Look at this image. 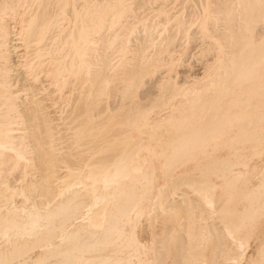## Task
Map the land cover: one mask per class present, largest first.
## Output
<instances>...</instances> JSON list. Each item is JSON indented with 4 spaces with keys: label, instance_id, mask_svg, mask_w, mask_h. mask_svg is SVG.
Returning a JSON list of instances; mask_svg holds the SVG:
<instances>
[{
    "label": "bare ground",
    "instance_id": "6f19581e",
    "mask_svg": "<svg viewBox=\"0 0 264 264\" xmlns=\"http://www.w3.org/2000/svg\"><path fill=\"white\" fill-rule=\"evenodd\" d=\"M96 1L93 0L94 2L93 3L92 0H89V2H92L89 4L88 0H82V1L0 0V179L2 180L0 182L3 181L6 182L8 180V179L6 180L8 171L13 169L14 166H17L16 162L25 156L26 157L29 156L32 159L31 162L35 167L33 171L37 169L36 177L35 178L33 177L34 178L33 181H30L29 184L27 183L28 187L26 190L29 192L28 194L35 196V198H32V200L34 199L33 203H31V206H29L32 208L24 212L25 218L24 216L22 217L21 213H19L21 215V216L19 215L20 217L26 219L22 227L20 229L14 230L16 229V227H18V221L15 219L16 217L15 213H18V211L14 212L13 215L14 217H10V219H7L5 221L3 219V222L0 223V235L4 237L6 236V239H4L6 247L3 250H0V264H9L12 260H16V263L13 261V263L15 264H27L26 262L27 258H25L24 255L34 246H41V248L42 246H44V248L46 247L47 250H44L43 253L38 254L34 258L31 264H119L123 260L124 261L126 260V263H129L134 258L137 259V262L135 264L150 263L149 255L148 258H142L141 256L143 254L140 253L139 248L144 247V244L137 239L136 233L138 232L137 231L136 233L134 232L133 229L134 225L132 226V229L127 231L128 227H130L129 225L135 219H138L142 215V213L145 212V209H147L146 206L141 207L142 206L141 204L146 199V198L144 199V196L148 191L147 185L148 183L151 182L152 178H150V176L151 173H153L147 171V169L146 171H143L145 169L142 170L146 156L139 157L140 155L138 156V152L140 149L144 147V144L141 145L140 143L141 141L139 137L133 138L132 137L133 135L131 136V130L132 128H136V131L138 129L139 130L138 133H139L143 128V126L149 125L150 123V122L148 123V121L150 120L148 118L149 113L153 109L155 110L159 109V106H161L162 104L164 103L166 104L167 102H169L170 98H172L179 90L180 84L182 83L178 85L175 81H173L174 79L170 80L169 78L166 77L167 79L165 78V80L163 79L162 81L160 80L159 81H160V86L165 90L168 89L167 91L165 90H163L162 92L159 91V93H156L155 97L149 95L147 91L146 94H148L149 96L147 95L148 97L144 101L140 103L138 102V104L137 103L133 104L134 100H132L133 103L131 102L132 96L135 93L136 88L139 87L138 85L142 82L145 83L144 75L148 71H150L152 67H156L154 65H156L157 62H159L158 61L160 59L159 57H161L159 55L161 49L159 50V48H162V44L160 45L161 47L159 46V48H157L158 49L157 51H160L158 52L159 53L158 55H156V53L155 55L151 54L150 58L146 59L147 55L145 56L143 51L144 49L143 42L151 38L150 33L152 32L151 30H149V28L151 27L150 25L149 28L148 27L146 28V26L148 25L147 24L146 26H143L144 27L143 31L139 36L140 42H137L138 44L136 43L137 44V46L135 47L136 49L134 48L135 50H133V52L135 53V56L133 57L136 59L135 60L136 62L133 61L134 64H131L133 63L131 62L132 61L131 58L134 59L132 56H130L131 63L127 61L129 59L124 57L127 60H124L123 62H121V64H118L123 68L122 71L124 73L121 74L124 75L123 80L121 76L122 82H119L120 84L118 85H115L117 83L112 85V83L109 82L106 73L112 67L113 65L112 61L114 60H111L112 53L110 52L111 53L110 54L108 51H106L107 49L105 50L103 48L107 46L106 44L110 39L112 43L109 44L110 47L111 46L113 47L114 45V47H117L119 50L124 49L126 43L125 39H127L126 35H128L127 31L130 29L128 27H130L129 25L132 26L133 22L130 24L131 20H127L130 22L128 23L125 21L127 24L126 26H123L124 21L123 23L121 21L124 16H127L126 15L127 13L133 11L132 3L134 1H129V0H101L100 2H96ZM148 1L146 3V0L143 1L139 0L137 2V5L143 6L144 2L145 4H148ZM198 1L200 2L201 0ZM22 3L23 5L25 3L26 6L21 7ZM79 4L81 5L82 10H78ZM214 5H213L214 8L211 7L213 9V10L211 9L213 13L212 14L209 13L205 15L204 16L205 20L201 24H204L203 26H206L207 31L210 30L211 33L217 37L216 39L217 41L218 39H221V41L219 40L220 44L223 43V46L225 48L227 47L226 49L227 56L224 59L222 57L220 64L216 63L219 69L216 73L214 72L215 73L214 79L210 74L211 80L213 79L212 81L210 80L211 82L208 81L210 83L208 84L204 83L205 85L200 86L201 88L199 89L197 88V90L193 89L188 91L187 93L185 91L186 98L184 97V100H180V102L178 101L179 103H177L178 104L176 106L178 107L177 115L176 114L172 115L170 114L171 113L170 112L166 116L162 118L160 117L150 127L148 126V131L150 134L149 136H151V138L158 139L162 133L170 132V134L167 135V137L169 136V140H167V142L164 140L166 143H168V148L170 150L172 149L173 151V152L171 151L172 155L169 153V156H167L168 153L164 152L167 154L166 156H164L165 158L167 157V161H164L163 165L168 166V173L171 164L180 161L179 159L182 158V155H179L180 153L189 152L190 150L195 149L197 145L202 146L206 142L207 138L210 137V135H212L213 133L218 132L220 134H223L227 130L226 127L228 125L224 128V125L227 122L229 123L233 121L234 124L237 122L238 123V124L236 123L238 125L237 127H240L242 129V132L236 133V136L234 135L235 137L238 138L240 143L241 141L243 142L249 139L250 140L253 139L255 141H259L260 142L259 145H261L262 141H264V131H261L263 130V128L261 130H260L261 127L258 128L259 130L257 129L258 122L264 120V100L263 103L258 105L250 104V100L252 98L264 99V37L259 38V36L257 35L258 33L260 35V32L257 31L258 28L257 25L260 21L264 19V0H238V2L234 0H215ZM202 6L203 5H201V7ZM160 7H159L160 10L164 9V8L161 9ZM192 7L193 6L191 5V10ZM203 7L202 10L205 9V8L203 9ZM163 11L164 13H166L165 10ZM163 11L159 13H162ZM7 13H10V15L13 13H17V16H19L20 21L18 22H20L19 25H21V27L20 30L18 31V35L21 34V39L23 42L22 45L23 47L25 46L24 48H26L25 51L28 54H31L32 58L30 59V63L28 62L29 66L31 65L33 69L35 68L37 70L39 69L44 71L49 77L48 79H50L54 89L59 92V95L58 94L57 95L60 96L61 98L60 101L68 104V110L65 113V115L62 116L61 114V116H59V119L62 120L60 122L61 128L72 131L71 136H69L70 138L68 139V141H66V143H68L69 146L66 147V150H63L64 154L62 155L60 154L61 152L59 151L60 147L57 144L58 141H56L58 136L61 134L58 127L56 126L58 123L51 121V118L47 116L46 112L43 111L44 109L42 107L41 101L35 98L33 92L31 91L32 94L30 99L31 102L35 104V110L31 111V109L26 108V105H24L25 107L22 106V104H20V101L17 100L18 96L17 93H15L16 90L13 89L12 85L15 82L14 80L16 78V72L14 68L15 60H13L14 57L13 54L16 52L15 48L18 42L16 41L14 42L16 37L14 38L13 36L15 35V33L13 32L10 23H7L5 20V16H6L5 14ZM154 14L156 13L154 12ZM133 15L135 14L133 13ZM172 18H174V16ZM192 18L193 17H191V19ZM176 19L177 18H175L174 21L175 23H176ZM212 20L213 21L218 20L221 23V28H219L217 25L219 29H216L214 27V23L212 24L213 25L212 27L214 28L207 27V23L209 21H211L212 23ZM140 22L142 24V21ZM147 22L149 23V21ZM181 22L182 21L180 20L179 25L181 24L182 26L183 22L182 23ZM106 23L112 26L111 28L117 27L118 24L119 25L122 24L121 26L124 27L125 29L124 32L126 33L118 32V31H117L118 33H111V34L110 32L106 34V32L108 31L101 33V30L104 29ZM215 24H218V22H215ZM126 27L128 30H126ZM133 27L134 26H132V28ZM261 27L264 28V26ZM180 28L181 27H179V29ZM110 29L109 31L111 30L113 31V29L111 30ZM116 29L119 30V27H117ZM201 29L204 30V27ZM95 36H99V38L101 39L98 42L102 41V43L100 44L103 46L102 47L101 45L99 46V48H101L102 51L100 50L97 52L96 51L97 49L93 48L94 44H96L95 42H97L96 39H99L98 37L95 38ZM166 38L164 39L166 40ZM105 39H108L106 41L107 43L105 42ZM169 39L168 42L171 43L172 40ZM152 40L151 41L148 40V41L151 43ZM148 41L146 42L147 46L149 43ZM166 44L168 43H165V45ZM220 44L217 43V45ZM217 56L219 57V55ZM31 60H33V64H31L32 63ZM168 67L170 68V66ZM86 75H88V77L89 76L91 77V78L89 77L90 78L89 80H91L92 82L89 83L90 85L92 83L91 86L93 87L92 88L93 90L84 87L85 90H83V92L86 91V89L90 91H88V94L87 91L86 93L84 92L83 94L85 95H81V98L82 96H84L85 99L82 98L83 101H79L76 94L74 96V93L76 92L75 91L76 88L74 84L76 78L80 77L81 79L80 78L78 79H80V81L82 82V80L83 81L85 80L83 78H85ZM166 76L168 75L166 74ZM76 83H78V81ZM201 83L203 82L201 81ZM81 86H77V90L78 87L82 88ZM209 88L212 90L211 92L212 95L209 94L210 98L207 100L206 92ZM182 92H184L183 89ZM78 93L82 94V92L81 93L78 92ZM102 94H107L112 99L111 101L112 105L110 108H107V105L108 103L110 104V102H106L107 104L102 102L101 99ZM185 94L183 93L184 96ZM183 95L181 96L179 95V96L182 97ZM227 95H231L233 97V102L231 103L240 107V111L238 112L236 117H232L229 113L231 109L229 110V108L225 105L226 103L225 104L222 103L223 98L226 97ZM229 104L230 102L228 100L227 105ZM108 110L112 112L111 117L108 116L110 113V112L107 113ZM18 125H22V126H18ZM143 133L144 132H142V134ZM216 137L218 138L219 136ZM151 138L149 140H151ZM164 141L163 142L161 141L158 144H164ZM236 141L237 140H235V142ZM251 145L250 147H252ZM256 145H254L253 148H256ZM75 146L76 147L82 146L81 150L85 152H83L82 154L79 153L76 154V151L78 149L76 151H72L73 147ZM148 146H150V142ZM214 146L215 145H213V147ZM232 147L233 145L231 146V148ZM61 149L62 148H60V150ZM7 150L11 151V154H8L6 152ZM201 150L203 152V155H205L203 148H201ZM240 151L241 150H239V152ZM148 152H150V150H148ZM196 152H198V150ZM153 153L154 152L152 151L151 154L153 155ZM160 154L162 155V153ZM211 155H215V154H211ZM194 156L196 155L194 154ZM229 157L230 156H226L220 160L221 161L220 165L222 166L219 170L221 177L225 181L224 183L232 186V184H234L237 180H239V178L244 176V172L243 171L240 172V170L234 173L235 171L233 170V166L234 165L246 166L247 162L244 160L233 162L236 159L232 160L233 158L230 159ZM246 158L248 157L246 156ZM140 160L143 162L141 163ZM148 160L150 163L153 161V158L151 161L150 159ZM203 161L204 160H202V162ZM60 163L65 164V166L63 167H65L66 170L65 172L63 171L64 172L63 175L59 176L57 174L56 168L58 165H60ZM208 163L210 164L211 162ZM216 163L217 161L214 162V164L212 163L214 167L212 170H214V173L218 172L219 164L217 165ZM207 165H205V167ZM147 166L148 165H146V167ZM164 168L166 169V167ZM152 169L154 170L153 167ZM206 169L208 170V168ZM212 170L209 172H212ZM201 171L198 175H192L189 178L186 175L187 177L186 179H188L189 182H192V184H196V186L198 184H201V186L203 185V187L200 188L199 190L195 189L196 191H199L202 194L201 195L202 199L200 198V200H198L195 198L194 199L190 198L187 195L186 191L184 190L178 191L181 188H178V190L173 189L174 188L173 186L176 185L171 181L173 183V186L172 184H170L172 189L170 188L171 191L167 193V195L165 194L163 200H160V202L161 201L162 202L161 204L159 203L160 206L158 205V208L166 206V208L171 210V212L168 213L170 215L173 212L177 214L176 212L184 211L187 216L190 215L189 217H191V213H198L199 212L198 210H204L203 205H205V201L210 200V198L208 199L207 197L208 192L207 193L205 192L206 191L205 186L206 184H208L210 180L207 179L209 180L207 182L206 177L203 176L205 172L203 173V170ZM261 174H262V179L254 188L247 189L246 191L237 192V196L239 197L243 196L244 198H246L248 200L247 201L248 204L239 212L238 220L236 222L235 219L232 218L234 219L235 222V223L231 222L233 224L232 226H234L235 224L236 227L234 229H237L241 225H243L245 219L252 220L254 217L256 218L257 214L261 213V210L264 207L262 206L264 203V170H262ZM13 175L14 174H12L11 176ZM23 176L25 177L26 175ZM205 176L207 175L205 174ZM124 179L127 180L129 179L128 180L129 184L121 183L122 180L123 182L125 181ZM154 179L155 178H153V180ZM183 179L185 180V178ZM183 179L182 181H184ZM14 180L16 182V179ZM170 180L167 181L170 182ZM135 184L136 187L137 184H139L138 186L141 185L139 191L135 188ZM152 184L154 186V182ZM2 186L4 187H0V198L6 195L7 192H5V190L8 188L7 184ZM12 186L10 190L13 189ZM160 187H158V189ZM10 190L9 192L11 193L9 196L11 197L13 192ZM83 190L90 191V194L92 196L91 202L89 200V203H87L85 200H82L85 197V195L82 199L80 198V200H76L78 195H80L81 191L82 193L84 192ZM6 191H8V189ZM57 191L59 193L58 197L60 196L61 199L54 198L55 202L52 204L50 203V200L55 195H57ZM157 191L159 192V190ZM25 193L26 192H24L21 195L23 196V198H28L24 196ZM157 194L159 195L160 193ZM232 194L231 196H233ZM87 195H89V192ZM88 197L89 196H87V199ZM148 198H149V194H148ZM157 198L159 202V196ZM3 200L6 201L7 199H3ZM155 201H156V197H155ZM109 203H111L110 208H108V205H110ZM19 204H21V202ZM99 204H101V206H99V208L96 209L95 207L98 206ZM0 209H1V205H0ZM162 212L164 211H161L160 213ZM166 212L165 214H167ZM227 214H229V212ZM233 214H234V210H233ZM229 216H232L231 213L229 214ZM163 217L164 216L162 213L161 218ZM155 218L156 217H154V219ZM172 218L174 219V216H172ZM175 220L176 221H173L172 224H167L163 221L162 225L160 224L159 229L156 230V232L158 231L157 232L158 235L156 236L155 240L156 242L161 243L159 245L160 247L159 248L157 247V249L159 250L162 249L160 255H164L168 252V248H169L168 244L171 241H173V242H177L176 243L177 245L174 246L175 247L177 246L176 249H178V252L177 250L175 251L178 254V256H181L180 258L186 257L187 258L186 261H187L188 259H190L188 257H190L189 253L191 252L194 256V258L192 257L191 258L195 259V257L199 256V255H194L196 252L194 251L196 248L195 246L197 244L199 246L200 240L203 239L202 237L204 236L203 235L204 229L202 231L199 230L194 231L193 227L195 229L196 227L202 228L203 224L196 222V224L194 225V223H192L193 219L192 220L188 219L189 220V221L187 220L188 222L182 221L181 218L180 219L177 218ZM135 221L138 222L139 220L138 221L135 220ZM193 221H195V218ZM177 225L180 227L177 228ZM126 226L128 227L126 228ZM207 226L208 225H206V227ZM209 227H207V229H209ZM43 228L45 229L44 234L38 237L40 230L41 229L43 230ZM12 229L14 230V232L10 231ZM57 230L59 231L57 232ZM214 231H213V235L215 234L214 248L217 249L216 247L218 244L217 239L219 240V238H217L216 232ZM235 231L236 230H234V232L229 231V233L227 231V235L229 234V236L231 235L233 238L234 237L233 234L235 233ZM153 233L154 232H152V234ZM153 235H152V239H154ZM219 235L221 236V234ZM224 236L225 234L223 235L222 233V237H220L221 240L219 241L220 242L219 244H221V249L224 251L231 250L232 252L231 251L229 252H231V254L233 253V255L230 257L232 258L236 257L238 254L234 252L235 248L242 246V243L244 242L240 240L236 241L235 239L236 244L230 245L227 243L228 241L224 240ZM54 237H57L55 238L58 240L56 243H52V239ZM208 238L207 240L209 241ZM207 240L205 241L206 243L208 242ZM211 242L213 243V241ZM153 244L151 245L153 246ZM108 247H112V248L108 252L107 251L105 252V250H107ZM200 247L197 248L198 252L199 249H201L203 246L201 248ZM130 248L131 250H128ZM125 249L128 250L126 251L127 252L126 254H124ZM147 249L149 250L150 248ZM153 249L154 248H152V251ZM186 250L188 251V254H186L187 252ZM206 250L207 249H205L204 251ZM102 251L104 252L102 253ZM210 251H212V248ZM219 252H221V250ZM229 252L227 251V253ZM215 253L216 252L214 251V254ZM216 256L215 258H217ZM165 257H167V255ZM226 258L227 256L225 257V259ZM232 258H228L227 260ZM160 259H162V256ZM186 261L184 260V263ZM191 263L194 264L193 261ZM260 264H264V260L262 261V263L260 262Z\"/></svg>",
    "mask_w": 264,
    "mask_h": 264
},
{
    "label": "rangeland",
    "instance_id": "374dc122",
    "mask_svg": "<svg viewBox=\"0 0 264 264\" xmlns=\"http://www.w3.org/2000/svg\"><path fill=\"white\" fill-rule=\"evenodd\" d=\"M79 1H82V0H79ZM96 1V0H94ZM101 0H97L96 2H100ZM129 1H134L132 3V9L133 11L130 12V13H127L126 15L128 16H124L123 19H122V23H123V26H126V22H130V21H127V20H131L130 24L132 23L134 26L132 28L131 25H129L130 28L129 30L127 29L126 27V30L128 35H126L127 39H125L126 43H125V46H124V49L123 50H119L117 47H113L109 44H112L110 39H105V42L108 40V43L106 44L107 46L104 47L103 49H107L106 51H108L110 54H111V60H114L112 61L113 65L112 67L107 71V78L109 80V82L115 85H118L120 84L119 82H122L121 81V76H122V80H123V77L124 75H121L123 74L124 72L122 71V66L118 65V64H121V62H123L124 60H127L129 61V63L131 62H136L135 58L133 56H135V53L133 52V50H135L136 46H137V42H140V39H139V36L141 35L142 31H143V26H146V28L150 27L149 30H151L152 34L150 33V37L153 39H150L152 40V42L150 43L149 41H151L150 39H147L146 41H144V54L146 56V59H149L151 54L152 55H158L160 51H157L159 48V46L162 44V48H159V50L161 49V52H160V56L159 57L160 59L158 60L159 62H157L156 67H152L150 69V71H148L145 75H144V80H145V83L142 82L140 83L138 86V88H136V91L135 93L133 94L132 96V99H131V102L133 103L132 100H134V103L133 104H138V102H142L144 101L149 95H152V97L156 96V93H159L162 92L163 89L161 86H160V81H162L163 79L165 80V78H169L170 80H173L175 81L178 85L180 83V88L179 90L176 92V94L170 98L169 102H167L165 105L162 104L161 106H159V109H153L149 115H148V123L149 125H145L143 126V128L141 129V131L138 133V129L136 131V128H132L131 130V136L134 138V137H139L140 138V143L141 145L144 144V147L142 149L139 150L138 152V156L139 157H145V161H144V164H143V167H142V170L143 171H149V172H153L151 173V176L150 178L151 179V182L148 183L147 185V192L144 196V199H148V200H144V202H142V206L141 207H144L146 206L147 209H145V212L142 213V215L138 218V219H135V220H139L138 222H136L135 220L129 225L130 227L126 226V228L128 227L127 231L132 229V226L134 225V232L136 233V231L138 233H136V237L138 240H140L143 244H144V247H140L139 250H140V253L143 254L141 255L142 258H148V255H149V259H150V263L149 264H192L191 262L193 261L194 264H206L207 261L208 263L207 264H260V262L262 263V261L264 260V207L263 209L261 210V213H258L256 218L254 217L252 220L251 219H245V221L243 222L244 224L241 225L239 228L237 229H234L236 228L235 227V224L234 226H232L233 224L231 222H234V219H235V222L238 220V215H239V212L245 207L247 206L248 204V200L246 198H244L243 196H237V192L238 191H246L247 189H251V188H254L262 179V170H264V141H262L261 145L259 141H255L253 139H249V140H246V141H240L238 140L236 136V133H240L242 132V129L240 127H237L238 123L234 124V122H227L225 125H224V128L226 127V131L223 133V134H220V133H213L212 135H210V137L207 138L206 142L202 145V146H199L197 145L195 147V149H192L190 150L189 152H186V153H180L179 155H182V158L179 159L180 161H177L173 164H171V166L169 167V173H168V166L167 165H163L164 161H167V157L165 158L164 156H166L168 153L167 156H169V153L172 155V149L170 150L168 148V143L167 140H169V136L167 137V135L170 134V132L166 133H162L158 139H155V138H151V136H149V131H148V126L150 127L156 120H158L160 117H164L166 116L168 113L172 114V115H177L178 114V107H176L180 102V100H184V97L186 98V94H185V91L186 93L190 90H193V89H196L197 88H201L200 86H204L205 84H208L210 83L213 79H214V76H215V73L218 71L219 67H217V64H220L221 60H222V57L223 59L227 56V47L225 48L223 46V43L220 44V41L221 39H218V41L216 40L217 37L211 33L210 30L207 31L206 29V26H203L204 24H201L203 23V21L205 20L204 16L209 14V13H213V11H211L212 8H214V2L215 0H201V5H203V9L202 10V7L200 5V2L198 0H146V3L148 1V4H145L144 2V5L143 6H139L137 5V2L139 0H129ZM143 1V0H142ZM155 1V2H154ZM164 1V2H163ZM195 1V2H194ZM197 1V2H196ZM236 2H238V0H234ZM89 2V0H88ZM93 2V0H92ZM92 2H89L92 3ZM203 2V3H202ZM205 2V3H204ZM94 3V2H93ZM174 3V4H173ZM195 4V5H194ZM205 4V5H204ZM212 4V5H211ZM191 5L193 6L192 7V10H191ZM197 5V6H196ZM214 5V6H213ZM25 7L26 4L23 3L21 4V7ZM135 6V7H133ZM161 6V7H160ZM195 6V7H194ZM159 7L163 10H165L166 13H164L163 10H160ZM212 7V8H211ZM170 8V9H169ZM190 8V9H189ZM139 9V10H138ZM169 9V10H168ZM182 9V10H181ZM195 9V10H194ZM78 10H82V7L81 5L79 4L78 6ZM190 10V11H189ZM202 10V11H201ZM208 12H207V11ZM213 10V9H212ZM163 11L162 13H159ZM211 11V12H209ZM154 12L156 14H154ZM196 12V13H195ZM202 12V13H201ZM11 13V12H10ZM10 13H7L5 14V20L7 23H10V26L13 30V32L15 33V35L13 36L15 38L14 42H18L16 44V48H15V53L13 54V60L14 61V68H15V72H16V78H15V82L13 83L12 87L15 91V93H17V100L20 101V104H22V106L26 105V108H29L31 109V111H34L35 110V104L33 102H31V94L33 92L34 94V97L37 98L38 100L41 101L42 103V107H43V111L46 112L47 116H49L51 118V121H54L55 123H58L56 126L58 127L59 131L61 132V134L58 136V138L56 139V141H58V146L60 148H62L60 150L59 148V151L61 152L60 154H64V151L63 150H66V147L69 146L68 143H66V141H68V139L70 138L69 136H71L72 134V131L71 130H68V129H63L61 128V119H59V116H64L65 113L67 112L68 110V104L65 103V102H62L60 101L61 98L59 95V92L57 90L54 89V87L52 86V83L50 81V79H48L49 77L47 76V74L42 71V70H37V69H33L32 66L30 65L29 66V63H30V59L32 58L31 57V54H28L25 50L26 48L23 47V42H22V39H21V34L18 35V31L20 30V27L21 25H19L20 22V19H19V16H17V13H13L10 15ZM133 13L135 15H133ZM169 13V14H168ZM177 13V14H176ZM206 13V14H205ZM16 14V15H15ZM179 14V15H178ZM193 14V15H191ZM19 15V13H18ZM154 15V16H153ZM170 15V16H169ZM190 15V16H189ZM198 15V16H197ZM165 16V17H164ZM174 16V18H172ZM15 17V18H14ZM127 17V18H126ZM133 17V18H132ZM140 17V18H139ZM153 17V18H151ZM191 17H193L191 19ZM133 20H132V19ZM162 18V19H161ZM175 18L176 19V23L174 22L175 21ZM190 18V19H189ZM195 18V19H194ZM135 19V20H134ZM158 19V20H157ZM164 19V20H163ZM169 19V20H168ZM173 19V20H172ZM183 19V20H182ZM13 20V21H12ZM139 20V21H138ZM155 20V22H154ZM166 20V21H165ZM168 20V21H167ZM182 21L183 24L181 26V24L179 25V21ZM16 21V22H15ZM126 21V22H125ZM142 21V24L141 22ZM149 21V23L147 22ZM158 21V22H157ZM160 21V22H159ZM178 21V22H177ZM193 21V22H192ZM108 22V21H107ZM181 22V23H182ZM197 22V23H196ZM215 22H218V24H215ZM161 23V24H160ZM187 23V24H186ZM192 23V24H191ZM209 23V24H208ZM207 23V27L209 28H216V29H219L221 28V23L217 20V21H213L212 20V23L211 21H209ZM211 23V24H210ZM214 23V27H212ZM220 23V25H219ZM264 19L262 21H260L257 25V31L260 32V35L259 33L257 34L259 36V38H263L264 37V28H262L261 26H264ZM135 24V25H134ZM154 24V25H153ZM156 24V26H155ZM165 24V25H164ZM191 24V25H190ZM15 25V26H14ZM19 25V26H18ZM122 24H118L117 27H119V30L116 29L117 27H114V28H111L112 26H110L109 24H105L104 26V29L102 27L103 30H101V33H104L106 31V34H108L110 32L111 33H118V32H124L125 29L123 26H121ZM150 25V26H149ZM159 25V26H158ZM211 25V26H210ZM218 25V27H217ZM18 26V27H17ZM161 26V27H160ZM166 26V27H165ZM108 27V28H107ZM123 27V29H122ZM153 27V28H152ZM160 27V28H159ZM179 27H181L179 29ZM204 27V30L201 29ZM113 29V31L111 29ZM142 28V29H141ZM184 28V29H183ZM187 28V29H186ZM106 29V30H105ZM109 29L111 31H109ZM115 29V30H114ZM141 29V30H140ZM168 29V30H167ZM177 29V30H176ZM182 29V30H181ZM105 30V31H104ZM122 30V31H120ZM131 30V31H130ZM172 32H171V31ZM180 30V31H179ZM205 32H203V31ZM16 31V32H15ZM118 31V32H117ZM131 33H130V32ZM156 31V32H155ZM159 31V32H158ZM170 33H169V32ZM186 31V32H185ZM263 31V32H262ZM136 32V33H135ZM126 33V32H124ZM210 33V34H209ZM167 34V35H166ZM187 34V35H186ZM189 34V35H188ZM125 35V34H124ZM152 35V36H151ZM173 35V36H172ZM211 35V36H210ZM213 35V36H212ZM112 36V35H111ZM138 36V37H137ZM164 36V37H163ZM167 36V38H166ZM173 38H171V37ZM207 36V37H206ZM99 36H95V38ZM134 37V38H133ZM178 37V38H177ZM211 37V38H210ZM215 37V38H214ZM125 38V36H124ZM129 38V39H128ZM166 38V40L164 39ZM170 38V39H169ZM190 38V39H189ZM207 38V39H206ZM139 39V40H138ZM159 39V40H158ZM168 39L169 40H172L171 43L168 42ZM175 39V41H174ZM189 39V40H188ZM101 39H96L97 42H95L97 44H94V49L96 48L97 52L101 50V48H99V46L101 45L100 43L101 42H98L100 41ZM133 40V41H132ZM149 40V41H148ZM220 40V41H219ZM20 41V42H19ZM149 42L148 43V46H147V43L146 42ZM130 42V43H129ZM175 42V43H174ZM213 42V43H212ZM216 42V43H215ZM99 43V44H98ZM137 43V44H136ZM142 43V44H143ZM165 43H168L165 45ZM215 43V44H214ZM217 43H219L220 45H217ZM20 44V45H19ZM146 44V45H145ZM158 44V45H157ZM164 44V45H163ZM109 45V47H108ZM19 46V47H18ZM103 45H101L102 47ZM105 46V45H104ZM155 46V47H154ZM161 47V46H160ZM168 47V48H167ZM215 47V48H214ZM221 47V49H220ZM135 48V49H134ZM149 50H148V49ZM211 48V49H210ZM214 48V49H213ZM219 48V49H218ZM165 49V50H164ZM202 49V51H201ZM20 50V52H19ZM114 50V51H113ZM151 50V51H150ZM223 50V51H222ZM102 51V50H101ZM163 51V52H162ZM26 52V53H25ZM116 52V53H115ZM130 52V53H129ZM151 52V53H150ZM23 53V54H22ZM132 53V55H131ZM168 53V54H167ZM115 54V55H114ZM134 54V55H133ZM173 55V56H172ZM219 55V57L217 56ZM16 56V57H15ZM30 56V57H29ZM117 58H116V57ZM130 56H132L134 59H132ZM172 56V57H171ZM210 56V57H209ZM22 57V58H21ZM127 59H125V58ZM129 57V58H128ZM29 58V59H28ZM131 58V60H130ZM212 58V59H211ZM28 59V60H27ZM162 59V60H161ZM169 59V60H168ZM204 59V60H203ZM211 59V60H210ZM208 60V61H207ZM211 62H210V61ZM131 61V62H130ZM169 61V62H168ZM29 62V63H28ZM31 64H33V60H31ZM115 62V63H114ZM131 63V64H134ZM164 62V63H162ZM168 62V63H167ZM27 63V64H26ZM166 63V64H165ZM171 63V64H170ZM130 64V65H131ZM173 64V65H172ZM216 64V65H215ZM26 66V67H24ZM118 66V67H117ZM170 66V68L168 67ZM215 66V67H214ZM219 66V65H218ZM21 67V68H20ZM116 67V68H115ZM213 68V69H212ZM217 68V69H216ZM22 69V70H21ZM27 69V70H25ZM33 69V70H32ZM168 69V70H167ZM206 71H205V70ZM212 69V70H211ZM216 69V70H215ZM121 70V71H120ZM153 70V71H151ZM156 70V71H155ZM164 70V71H163ZM204 70V71H203ZM28 71V72H27ZM120 71V72H119ZM24 72V73H23ZM151 72V73H150ZM161 72V73H160ZM208 72V73H207ZM210 72V73H209ZM215 72V73H214ZM26 73V74H25ZM37 73V74H36ZM203 73V74H202ZM30 74V76H29ZM36 74V75H35ZM164 74V75H163ZM166 74L168 76H166ZM212 76V80H211V76ZM19 75V76H18ZM44 75V76H42ZM171 77H170V76ZM209 75V76H208ZM38 76V77H37ZM42 76V77H41ZM47 76V77H46ZM87 76V77H86ZM84 81L82 80V82L80 81V79L76 78V81H75V88H76V92L74 93V96L76 94L77 98L79 99V101H83L84 96H82L81 98V95H85L83 94L84 92L86 93L87 91V94H88V91L90 90H93L92 88V83L90 85L89 82H92L91 80H89L90 78L88 77V75H86ZM161 76V77H160ZM45 77V78H44ZM148 77V78H147ZM41 78V79H39ZM166 78V79H167ZM176 78V79H175ZM209 78V79H208ZM87 79V80H86ZM20 80V81H19ZM24 80V82H23ZM26 80V81H25ZM34 80V82H33ZM160 80V81H159ZM204 80V81H203ZM211 80V81H210ZM37 81V82H36ZM39 81V82H38ZM78 81V83H76ZM201 81L203 83H201ZM210 81V82H208ZM41 82V83H40ZM80 82V83H79ZM207 82V83H206ZM185 83V84H184ZM205 83V84H204ZM40 84V85H39ZM81 86L82 88L78 87V90H77V86ZM80 84V85H79ZM85 84V85H84ZM87 84V85H86ZM43 85V86H42ZM49 85V86H48ZM90 85V86H88ZM17 87V88H16ZM40 87V88H39ZM44 87V89H43ZM84 87L86 88H90V90H87L83 92ZM185 87V89H184ZM194 87V88H193ZM31 88V89H29ZM46 88V89H45ZM81 89V91H80ZM182 89L184 92H182ZM27 90V91H26ZM139 90V91H138ZM168 89H166L165 91H167ZM211 89L209 88L206 92V99L208 100L210 98V95L212 90L210 91ZM26 91V92H25ZM32 91V92H31ZM43 91V92H42ZM148 91V94H146ZM22 92V93H20ZM24 92V93H23ZM55 92V94H54ZM57 92V93H56ZM78 92H82V94H79ZM92 92V91H91ZM90 92V93H91ZM180 92V93H179ZM182 92V93H181ZM19 93V94H18ZM37 93V94H36ZM183 93L185 94V96L183 95ZM54 94V95H53ZM58 94V95H57ZM146 94V95H145ZM178 94V95H177ZM208 94V96H207ZM210 94V95H209ZM24 95V96H23ZM148 95V96H147ZM181 95H183L182 97H180ZM56 96V97H55ZM80 96V97H79ZM109 97V98H108ZM171 97V96H170ZM180 97V98H179ZM23 98V99H21ZM29 98V99H28ZM106 98V100H105ZM28 99V100H27ZM101 99H102V102L103 103H106V102H110V104L108 103L107 105V108H110L112 103V99L110 98V96H108L107 94H102L101 95ZM108 99V100H107ZM260 98H252L250 100V104L252 105H258V104H261L263 103V100L264 99H260ZM26 100V101H25ZM105 100V101H103ZM228 100L230 102L229 105L228 104ZM232 100V101H231ZM18 101V102H19ZM179 101V102H178ZM31 102V103H30ZM61 102V103H60ZM233 97L231 95H227L226 97L223 98V101L222 103H226L225 105L229 108V113L232 117H236V115L238 114V112L240 111V107L237 106V105H234L233 103ZM34 104V105H32ZM54 104V105H53ZM107 104V103H106ZM57 105V106H56ZM54 106V107H53ZM56 106V108H55ZM25 107V106H24ZM33 110H32V108ZM162 107V108H161ZM60 109V110H59ZM174 109V110H173ZM173 110V111H172ZM177 111V113H176ZM64 112V113H62ZM110 112V113H109ZM175 112V113H174ZM107 113H109V117H111V111H107ZM174 113V114H173ZM53 114V115H52ZM153 114V115H152ZM58 118V119H57ZM58 120V121H57ZM153 121V122H152ZM234 124V125H233ZM232 127H231V126ZM18 126H22V125H18ZM147 126V127H146ZM235 126V127H234ZM60 127V128H59ZM261 127V128H260ZM229 128V129H228ZM232 130H231V129ZM260 128V130L263 128V130L261 131H264V120L258 122L257 124V129ZM259 130V129H258ZM147 131V132H146ZM70 134H69V133ZM142 132H144L142 134ZM68 133V134H67ZM136 135H135V134ZM146 135V136H144ZM235 135V136H234ZM141 136H142V139H141ZM163 136V137H161ZM215 136V137H214ZM216 136H219L218 138ZM214 137V138H213ZM226 137H227V140H226ZM230 137V138H229ZM66 138V139H65ZM151 138V140H149ZM164 138V139H163ZM234 138V139H233ZM64 139V140H63ZM145 139V140H143ZM155 139V140H154ZM163 142L164 140V144H158L160 143L161 141ZM235 140H237L235 142ZM145 141V142H144ZM148 141V142H147ZM160 141V142H159ZM219 141V142H218ZM226 141V142H225ZM147 142V144H146ZM150 142V146H148ZM154 142V144H153ZM157 142V143H156ZM216 142V143H215ZM252 142V143H251ZM255 142V143H253ZM152 143V144H151ZM226 143V144H225ZM240 143V144H239ZM245 143V144H244ZM248 143V145H247ZM155 144H158V145H155ZM217 144V145H216ZM225 144V145H224ZM233 145V147L231 148V146ZM235 144V145H234ZM252 147H250V145ZM147 145V146H146ZM162 145V146H161ZM213 145H215L213 147ZM230 145V146H229ZM244 145V146H243ZM256 145V148H253V146ZM156 146V147H154ZM166 146V147H165ZM239 146V147H238ZM147 147V148H145ZM164 147V148H163ZM249 147V148H248ZM260 149H259V148ZM262 147V148H261ZM160 148H161V151H160ZM168 148V149H167ZM201 148H203L204 150V153L205 155H203V152L201 150ZM207 148V149H206ZM243 148V150H242ZM78 149V150H77ZM82 146H75L73 147L72 151H76V154H82L83 152L85 151H82ZM145 149V151H144ZM146 149H147V152H146ZM163 149V150H162ZM200 149V150H199ZM245 149V150H244ZM257 149V151H256ZM148 150H150V152H148ZM157 150V151H156ZM198 150V152H196ZM235 150V151H233ZM239 150H241L239 152ZM259 150V151H258ZM7 150L6 152L8 154H11V151ZM82 151V152H81ZM152 151L154 152L153 155L151 154ZM156 151V152H155ZM163 151V152H162ZM168 151V152H167ZM172 151V152H171ZM207 153H206V152ZM232 151V152H231ZM253 151V152H252ZM166 152V153H164ZM194 152V153H193ZM196 152V153H195ZM211 154H215V155H211ZM215 152V153H213ZM239 155H238V153ZM255 152V153H254ZM162 153V155L160 154ZM191 153V154H190ZM209 153V154H208ZM234 153V154H233ZM245 153V154H244ZM89 154V152H88ZM148 154V155H147ZM156 154V156H155ZM165 154V155H164ZM193 154V156H192ZM194 154L196 156H194ZM232 154V155H231ZM243 154V155H241ZM152 155V156H151ZM159 156V157H158ZM188 156V157H187ZM191 156V157H189ZM206 158H205V157ZM211 156H212V159H211ZM226 156H230L229 158L234 160L236 159L235 161L233 162H238V161H246L247 162V165L246 166H242V165H234L233 166V170L235 171L234 173H236L237 171L240 170L244 172V176L239 178V180H237L234 184L231 185H228V184H225L223 178L221 177L220 175V168L222 165H220L221 163V159L226 157ZM245 156V158H244ZM246 156L248 158H246ZM250 156V157H249ZM153 158V161L149 163V160L150 161L152 160ZM240 159H239V158ZM243 157V158H242ZM27 158V159H26ZM187 158V160H186ZM208 159V160H205V159ZM251 158V159H250ZM31 158L29 156H25L23 157L22 159H20L19 161L16 162L17 166H14L13 169H11L10 171H8V174H7V177H6V182L3 183V182H0V187H4L2 185H5L7 184L8 186V191L5 190L6 195L5 196H2L0 198V205H1V209H0V223L3 222V219L4 221L7 220V219H10V217H14V212L18 211V213H15V219L18 221V227H16V229L14 230H17V229H20L22 227V225L24 224L25 220L26 219H23L22 217L24 216L25 218V214L24 212H26V210H29L31 209L32 207H29L31 206V203H33V200L32 198H35V196L33 195H30L28 194L29 192L26 191L27 190V187H28V184L30 183V181H33V179L36 177V170H34V165L33 163L31 162L32 159L30 160ZM165 159V160H164ZM217 159V160H216ZM147 160V161H146ZM158 160V161H157ZM184 160V161H182ZM202 160H204L202 162ZM211 160V161H210ZM215 160V161H214ZM248 160V161H247ZM11 161V160H10ZM9 161V162H10ZM200 163H199V162ZM217 161V165L219 164L218 166V172L217 173H214V170H212L214 167H213V164L214 162ZM253 161V162H252ZM15 162V161H14ZM27 162V164H26ZM140 162L142 163L143 161L140 160ZM181 162V163H180ZM198 162V163H197ZM208 162H211L210 164ZM219 162V163H218ZM21 163V164H20ZM32 163V164H31ZM149 163V164H148ZM208 165H207V164ZM213 163V164H212ZM19 164V165H18ZM29 164V165H28ZM31 164V166H30ZM148 165L146 167V165ZM155 164V166H154ZM157 164V165H156ZM161 164V165H160ZM181 164V165H180ZM199 164V165H198ZM212 164V165H211ZM27 165V166H26ZM152 165V166H151ZM163 165V166H162ZM198 165V166H197ZM204 165V166H203ZM205 165H207L205 167ZM65 166V164H61L57 166L56 168V171H57V174L60 176V175H63L66 168L63 167ZM176 166V167H175ZM179 166V167H178ZM242 166V167H241ZM30 167V168H29ZM59 167V169H58ZM152 167L154 168V170L152 169ZM157 167V168H156ZM161 167V168H160ZM166 167V169L164 168ZM184 167V168H183ZM18 168V169H17ZM62 168H65V169H62ZM151 168V169H150ZM156 168V169H155ZM176 168V169H175ZM187 168V169H186ZM198 168V169H197ZM203 168V169H202ZM208 168V170L206 169ZM162 169V170H161ZM172 169V170H171ZM195 169V170H194ZM200 169V170H199ZM185 170V171H184ZM199 170V172H198ZM203 170V176L206 177V180L208 182V184H206L205 186V192L207 193V197L208 199L210 198V200H206L205 201V205L204 206V210H198L199 212L198 213H191V217L187 216L185 214L184 211L182 212H176L177 214H175V212H173L171 215L168 214L171 212L170 209L166 208L165 207H160L158 208V205L160 206L161 202L160 200H163L165 194L167 195V193H169L172 189L171 185L173 186V183L176 185V186H173L175 190H178V188H181L179 189L178 191H181V190H184L186 191L187 195L190 197V198H195V199H198L200 200V198L202 199V194L199 192V191H196V190H199L200 188L203 187V185L201 186V184H198L196 186V184H192V182H189L188 179H186L187 177L189 178L190 176L192 175H198L200 173V171ZM212 172H209L211 171ZM64 171V172H63ZM162 173H161V172ZM176 171V172H175ZM246 171V172H245ZM248 171V172H247ZM35 172V173H34ZM60 172V173H59ZM173 172V173H172ZM202 172V171H201ZM14 174L13 176H11L12 174ZM30 173V174H29ZM34 173V174H33ZM155 173V174H154ZM168 173V174H166ZM189 173V174H188ZM260 173V174H259ZM29 174V175H28ZM161 174V175H160ZM171 174V175H170ZM205 174L207 176H205ZM219 174V175H218ZM19 175V176H18ZM23 175H26L25 177ZM34 175V176H33ZM155 175V176H154ZM184 175V176H183ZM187 175V177H186ZM189 175V176H188ZM11 176V177H10ZM30 176V177H29ZM177 176V177H176ZM179 176V177H178ZM183 176V177H182ZM230 176V174H229ZM34 177V178H33ZM157 177V178H156ZM182 177V178H181ZM218 177V178H217ZM19 178V180H18ZM26 180H25V179ZM30 178V179H29ZM153 178H155L153 180ZM169 178V179H167ZM173 178V179H172ZM178 178V179H177ZM181 180H180V179ZM185 178V180L183 179ZM16 179V182L15 180ZM25 181H24V180ZM160 179V180H159ZM171 179V180H170ZM182 179L184 181H182ZM212 179V180H211ZM18 180V181H17ZM125 181L121 183H126V184H129V179H124ZM170 180V182L168 181ZM176 180V182H175ZM178 180V181H177ZM0 181H2L0 179ZM11 181V182H10ZM27 181V182H26ZM157 181V182H156ZM162 181V182H161ZM173 183H172V182ZM21 182V183H20ZM154 182V186H153V183ZM181 182V184H180ZM28 183V184H27ZM165 183V184H164ZM167 183V184H166ZM184 183V185H183ZM213 183V184H212ZM11 184V185H10ZM14 184V185H13ZM17 184V186H16ZM26 186H25V185ZM179 184V185H178ZM212 184V185H211ZM13 185V186H12ZM139 184H137V187H136V184H135V188L139 191L140 189V186H138ZM151 185V186H150ZM170 185V186H169ZM11 186L13 187L12 190L11 189ZM162 188H161V187ZM200 186V187H199ZM158 187H160L158 189ZM167 187V188H166ZM150 188V190H149ZM153 188V189H152ZM171 188V189H170ZM23 189V190H21ZM170 189V190H168ZM196 189V190H195ZM12 191V195L11 197L9 196ZM154 190V192H153ZM159 190V192L157 191ZM26 192L24 194L25 197H28V198H23V196L21 194H23L24 192ZM84 192L80 193V195H78L77 199L76 200H80V198L82 199L85 195V197L82 199V200H85L87 203H89V200L90 202L92 201V196L90 194V191H85L83 190ZM152 191V192H151ZM168 191V192H167ZM89 192V195H87ZM149 192V193H148ZM231 192V193H230ZM17 193V194H16ZM87 193V194H86ZM157 193H160L159 195ZM163 193V194H161ZM198 193V194H197ZM200 193V194H199ZM233 193V194H232ZM8 194V196H7ZM20 194V195H19ZM58 191H57V195H55L51 200H50V203H54L55 202V199L54 198H57V199H61V197L59 196L58 197ZM148 194H149V198H148ZM231 194L233 196H231ZM236 194V195H235ZM21 196V197H20ZM87 196L88 199H87ZM159 196V202H158V197ZM162 196V197H161ZM230 196V197H229ZM6 197V198H5ZM152 197V198H151ZM155 197H156V201H155ZM161 197V198H160ZM16 198V199H15ZM31 198V199H30ZM87 200H86V199ZM151 198V199H150ZM5 201L3 199H7L5 202H2L1 201ZM154 199V200H153ZM10 200V201H9ZM25 202H23V201ZM27 200V201H26ZM14 201V202H13ZM17 201V202H16ZM148 201V202H147ZM153 201V202H152ZM209 201V202H208ZM233 201V202H232ZM21 202V204H19ZM23 202V203H22ZM146 202V203H145ZM152 202V203H151ZM158 202V203H157ZM12 203V204H11ZM145 203V204H144ZM148 203V204H147ZM160 203V204H159ZM4 204V205H3ZM11 204V205H10ZM28 204V205H27ZM110 205H108V208H110L111 206V203H109ZM144 204V205H143ZM153 204V205H152ZM155 204V205H154ZM33 205V204H32ZM151 205V206H150ZM3 206V207H2ZM16 206V207H15ZM99 206H101V204H99L98 206H96L95 208H99ZM149 206V207H148ZM157 206V207H156ZM264 206V203L263 205ZM8 207H11V208H8ZM15 207V208H14ZM18 207V208H17ZM23 207V208H21ZM27 207V208H25ZM29 207V208H28ZM7 208V209H6ZM13 208V209H12ZM21 208V210H20ZM149 208V210H148ZM226 208V210H225ZM229 208V209H227ZM158 209V210H156ZM164 209V210H163ZM13 210V211H12ZM147 210V211H146ZM155 210V211H154ZM232 212H231V211ZM233 210H234V214H233ZM4 211V212H2ZM7 211V212H6ZM10 211V212H9ZM152 211V212H151ZM154 211V212H153ZM159 211V212H158ZM161 211H164L162 212L163 213V218H161L162 216V213H160ZM166 211H169V212H166ZM224 211H227V212H224ZM148 212V213H147ZM151 212V213H150ZM165 212L167 214H165ZM215 212V213H214ZM229 212V214L231 213L232 216H229V214H227ZM3 213V214H2ZM21 213L22 217H20L21 215L19 214ZM153 213V215H152ZM156 213V214H155ZM227 215H226V214ZM237 213V214H236ZM11 214V216H10ZM146 214V215H145ZM175 214V215H174ZM180 214V215H179ZM193 214V216H192ZM215 214V215H214ZM6 215V216H5ZM20 215V216H19ZM145 215V216H144ZM167 215V217H166ZM171 217L169 218L168 217ZM179 215V216H178ZM182 215V216H181ZM186 217H185V216ZM237 215V216H236ZM19 216V218H18ZM152 216V217H151ZM172 216H174V219L172 218ZM205 216V217H204ZM235 216V217H234ZM154 217H156L154 219ZM159 217V218H158ZM168 219H166V218ZM181 218L182 221H187L188 219L189 220H194L195 218V221L192 220V223H194V225L197 223H201L203 224L202 228L201 227H196V229L193 227V230H199V231H202L203 229V237L201 235V237L203 239L200 240V244L198 246V244L195 246V254L194 255H199L197 257H195V259H192L194 258L193 254L190 252L189 255L190 259H188L186 261V257H182L180 258L181 256H178V254L176 253L175 250H177L178 252V249L177 246L175 247L174 245H177L176 243L177 242H173L171 241L169 244H168V252L164 255H160L162 249H157V247L159 248L160 246V242H156L155 238L156 236L158 235L156 230L159 229L160 227V224L162 225L163 221L167 224H172L173 221H176L175 219L177 218ZM199 217V218H198ZM201 217V218H200ZM6 218V219H5ZM22 218V219H21ZM184 218V219H183ZM234 218V219H232ZM164 219V220H163ZM23 220V221H21ZM152 220V221H151ZM161 220V221H160ZM188 220V221H189ZM233 220V221H232ZM57 221V220H56ZM55 221V223H56ZM170 221V222H169ZM187 221V222H188ZM225 221V222H224ZM22 222V223H21ZM211 222V223H210ZM234 222V223H235ZM155 223V224H154ZM221 223V224H220ZM152 224V225H151ZM211 224V226H210ZM154 225V227H153ZM157 225V226H156ZM206 225H208L207 227H209V229H207ZM216 225V226H215ZM228 225V227H227ZM215 229H214V227ZM231 226V227H230ZM180 227L177 225V228ZM228 229H226V228ZM242 227V229H241ZM155 228V229H154ZM201 228V229H200ZM206 228V230H205ZM211 228V229H210ZM218 228V229H217ZM233 228V229H232ZM246 228V229H245ZM12 229V230H13ZM232 229V230H230ZM10 230L11 232H14V230L12 231ZM179 230V229H178ZM215 230V231H214ZM235 233L233 234L234 237L232 238V236L230 237L229 234L227 235V231L229 233V231H232ZM248 230V231H247ZM9 231V232H10ZM59 230H57L58 232ZM209 231V232H207ZM213 231L216 232V236L217 238H219V240L217 239L218 241V244H217V249L214 248V245H215V234L213 235ZM223 231V232H222ZM10 232V233H11ZM43 232V233H42ZM45 232V229L43 228V230L41 229L40 230V235L38 234V237L42 236ZM152 232H154L152 234ZM177 232V231H176ZM208 233V234H207ZM211 233V234H210ZM222 233L223 235L225 234L224 236V240L225 241H228L227 243L230 244V245H234L236 244V241H243L244 243H242V246H239L237 248H235L234 252H236L238 255L234 258L230 257L233 255V253L231 254V250H227L229 253H227V251H224L221 249V244H219L220 242V237H222ZM138 234V235H137ZM201 234V233H199ZM221 234V236L219 235ZM152 235H153V238L152 239ZM210 235V236H208ZM213 235V237H212ZM192 236V235H191ZM200 236V235H199ZM209 238H208V237ZM4 236H1L0 235V250H3L6 246H5V240L6 239V236L3 238ZM57 237H54L52 239V243H56L58 240L55 239ZM206 238V239H205ZM207 238L209 239V241L207 240ZM212 238V240H211ZM241 238V239H240ZM152 239V240H151ZM234 239V240H233ZM236 239V241H235ZM2 240V241H1ZM208 241L207 243L205 241ZM213 241V243L211 242ZM202 242V243H201ZM153 243H156V244H153ZM173 243V244H172ZM175 243V244H174ZM209 243V244H208ZM212 243V244H210ZM150 244V245H149ZM153 244V246L151 245ZM146 245V246H145ZM149 245V246H148ZM171 245V246H170ZM207 245V246H206ZM212 245V246H211ZM202 248H201V247ZM209 246V247H208ZM40 247V248H39ZM201 248L199 249V252L197 250V248ZM112 247H108L107 250H105V252L109 251ZM147 248H150L149 250ZM152 248L153 251H152ZM212 248V251H210ZM261 248V249H260ZM205 249H207L206 251H204ZM44 250H47L46 247L44 248V246H34L31 248V250H29L25 255L24 257L27 258L26 262L27 264H31L34 260V258L40 254V253H43ZM128 250H131L128 249ZM127 249H125V253L126 254L128 251ZM149 251V254H148V251ZM188 250V249H187ZM186 250V251H187ZM221 250V252H219ZM261 250V251H260ZM147 251V252H146ZM214 251L216 252L215 254L218 255L216 256L214 254ZM104 251H102L103 253ZM144 252V253H143ZM146 252V254H145ZM151 252V253H150ZM158 252V253H157ZM176 254H174V253ZM199 254H198V253ZM212 252V253H210ZM224 254V257H223V254ZM242 252V253H241ZM146 257H145V255ZM171 254V255H170ZM186 254H188V251L186 252ZM192 254V255H191ZM211 254V255H209ZM213 254V255H212ZM241 254V255H240ZM155 255V257H154ZM161 258L162 256V259H160L158 256ZM167 255V257H165ZM176 255V256H175ZM188 255V256H189ZM152 256V257H151ZM173 256V257H172ZM202 256V257H201ZM205 256V257H204ZM210 256V257H209ZM212 256V257H211ZM215 256L218 258H215ZM227 256V258L225 259V257ZM176 257V258H175ZM192 257V258H191ZM204 257V258H203ZM208 260H207V258ZM155 258V260H154ZM228 258H232V259H229L227 260ZM136 258L132 259L131 262L129 263H126V260L122 261L121 263H124V264H135L137 262V259L135 260ZM153 259V260H152ZM158 259V260H157ZM164 259H165V262H164ZM176 259V260H175ZM182 259V260H181ZM200 259V261H199ZM156 260H157V263H156ZM160 260V261H159ZM174 260V261H173ZM184 260L187 262L184 263ZM198 260V261H197ZM203 260V261H202ZM207 260V261H206ZM210 260V262H209ZM13 261L16 263V260H12L9 264H15L13 263ZM135 261V262H134ZM154 261V263H153ZM134 262V263H133ZM152 262V263H151ZM179 262V263H178ZM199 262V263H198ZM212 262V263H211ZM119 263V264H121Z\"/></svg>",
    "mask_w": 264,
    "mask_h": 264
}]
</instances>
